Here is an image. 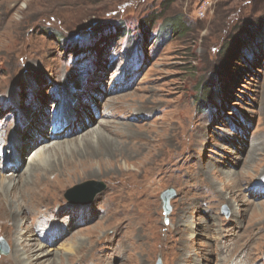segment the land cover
Segmentation results:
<instances>
[{"label":"rangeland","instance_id":"374dc122","mask_svg":"<svg viewBox=\"0 0 264 264\" xmlns=\"http://www.w3.org/2000/svg\"><path fill=\"white\" fill-rule=\"evenodd\" d=\"M263 25L264 0H0V135L22 148L0 174L23 223L0 212V260L22 238L56 250L30 264H241L249 235L264 258ZM62 105L95 122L72 134ZM89 181L106 188L68 194Z\"/></svg>","mask_w":264,"mask_h":264},{"label":"bare ground","instance_id":"6f19581e","mask_svg":"<svg viewBox=\"0 0 264 264\" xmlns=\"http://www.w3.org/2000/svg\"><path fill=\"white\" fill-rule=\"evenodd\" d=\"M64 102V99L63 101ZM64 108V105H62V109L61 111L63 110ZM42 112H46L45 109H42ZM61 121L64 120V121H67L68 122V125L66 127L70 128L71 130V133L74 134L78 131L79 128H88L91 124H93L95 122L94 120V116H93V112L90 111V115H91V118L92 120L88 121V122H85L84 120L82 121H79L80 120V116H78L77 114L78 113H75L73 111H67V107H66V110H63L61 112ZM102 114V113H101ZM43 118L45 119L46 118V115L45 114H42ZM41 116V118H42ZM102 116H104V114H102ZM42 118V119H43ZM44 121V120H43ZM49 121V120H46V122ZM79 121V122H78ZM43 124H38L39 127H42V128H39L42 129V130H46L48 131V127H46L45 125V122H42ZM62 123V122H61ZM83 123V124H82ZM64 123H62L63 125ZM82 124V125H81ZM46 128V129H45ZM64 128V127H62ZM50 130V129H49ZM56 131H59V128L57 127H54L53 129V132L51 133V136H43V135H40V138L42 139V142L39 141V142H36V141H28L27 140V143L26 146L21 152L22 153H27V151L31 148H33L35 145L37 144H42V143H49V142H52V141H55L56 139H59V136H63L65 134V130L62 129V131L60 132H57L55 133ZM98 130L94 131V134L95 132L97 133ZM61 136V137H62ZM17 140V139H16ZM15 139L12 141V144H11V140L6 137L5 138V134L3 133L2 135H0V145H8L9 144V147L7 148V150L5 151H2V149L0 150L1 154L3 155V162H7V159H13V157L15 156H18L20 154V150L22 149L21 146H19L18 142L16 141ZM8 141V142H7ZM19 141V140H18ZM93 141H96L94 143H98L100 141V138L98 137H94L93 138ZM7 142V144H6ZM11 144V145H10ZM61 145H59V143H56L55 145H53V148L57 149V148H60ZM45 150V149H44ZM46 151V150H45ZM45 151H41L38 152L30 161V166L28 167V170H27V174L30 175L29 176V179L25 180V182L27 181L28 182H31L32 181V178L35 177L36 175H34L33 173L34 172V169L36 167H40V170H44L46 167H48L49 165H46V162L48 161L46 158H48L47 156H45ZM55 151V150H54ZM5 157V158H4ZM48 164V163H47ZM14 165H17V163H14ZM128 165V164H127ZM56 166V165H55ZM54 166V167H55ZM53 168V167H52ZM4 170H6V168H4ZM4 170L0 171L1 173H4ZM16 170H21V167L19 168H16ZM16 170H11L13 171L14 173H16ZM55 170V169H54ZM63 171V170H62ZM78 171V170H77ZM74 172V171H73ZM79 172V171H78ZM77 173V172H75ZM78 176V175H77ZM16 176L13 175V174H10L8 176H3L0 174V212L6 214L7 216L6 217H9V218H12V222H13V229L14 230H18L19 228H21V225L23 223H21V221L19 220V210L15 207L17 206L14 205L15 202H11V199H8L9 196L13 197L10 192L12 190H16L18 188L21 189V186L20 184L16 183V180H15ZM37 180V179H36ZM68 180V179H67ZM34 182V181H33ZM31 182V183H33ZM56 182H59L57 181V179L55 178L54 182H51V185H54L56 186L57 183ZM66 182V180H65ZM35 183V182H34ZM29 184V183H28ZM32 186V185H30ZM58 186V185H57ZM33 187V186H32ZM30 189V188H29ZM22 190V189H21ZM27 191V190H26ZM29 191V190H28ZM27 191V192H28ZM23 192V191H22ZM33 193V192H32ZM31 193V194H32ZM35 193V192H34ZM23 194V193H22ZM8 198H7V197ZM14 198V197H13ZM15 199H18L15 197ZM214 199V198H213ZM13 201V200H12ZM19 201V200H17ZM20 202V201H19ZM19 205V204H18ZM38 215V213H35ZM34 216V215H33ZM39 217H41L42 219L45 217L42 215H38L37 217V224L39 223H42L43 220L40 219ZM35 218V217H34ZM36 224V226H37ZM8 226V225H7ZM43 226V225H42ZM63 228L60 227V230H62ZM28 235V231H24V232H20V236H24V235ZM30 236L32 237L33 235L30 234ZM39 236V235H38ZM41 237V236H40ZM22 238L20 239H17V242H16V245H15V248L13 249L14 250V255L15 256H10L7 260H4V259H1L0 260V264H14L15 262H18L19 264H30L29 260L31 258H34V260H39L42 256H49L50 254H53L56 250H53V249H49L47 252H45L46 255H44L43 252H41V254H36V255H33L32 257H30V253H29V248L30 247L28 244H24V243H20L22 242ZM225 240V239H224ZM27 241V240H26ZM32 241V240H31ZM30 242V241H29ZM253 240L251 238V236L249 235L246 240H245V243H244V248H240L239 250L237 251H241L240 254H242V261H241V264H264V258H262V255L260 257V260L259 261H255L251 255V253L254 252V247H253V244H252ZM222 247V246H221ZM235 248V247H234ZM37 253L39 251H43V245L42 244H39L37 247L34 248ZM236 249V248H235ZM221 251V250H220ZM43 253V254H42ZM48 253V254H47ZM75 252L71 251L70 254H74ZM222 253V252H221ZM234 255H237L236 253L233 252ZM13 255V254H12ZM219 256V255H218ZM221 257V256H220ZM83 260V259H82ZM222 260V259H221ZM80 263L83 264L82 261H80ZM64 264V263H63ZM89 264V263H88ZM91 264V263H90ZM219 264V263H218ZM223 264H230L228 261H226L225 259H223ZM231 264H238V262H231Z\"/></svg>","mask_w":264,"mask_h":264},{"label":"water","instance_id":"95a60500","mask_svg":"<svg viewBox=\"0 0 264 264\" xmlns=\"http://www.w3.org/2000/svg\"><path fill=\"white\" fill-rule=\"evenodd\" d=\"M83 187L89 188L88 200L91 201L97 194L105 190L106 185L103 182L89 181L84 184L74 186L68 191V194ZM175 197H176V192L172 188L163 192L162 194L163 210L166 215H169L172 212L171 200L174 199ZM225 211H227L226 207H225ZM0 248H1L0 249L1 253L3 254H7L9 251L7 243L3 239L0 240ZM157 264H163L160 258L158 259Z\"/></svg>","mask_w":264,"mask_h":264},{"label":"trees","instance_id":"16d2710c","mask_svg":"<svg viewBox=\"0 0 264 264\" xmlns=\"http://www.w3.org/2000/svg\"><path fill=\"white\" fill-rule=\"evenodd\" d=\"M260 22H259V24L258 25H261V23L263 22L262 21V19H260L259 20ZM262 21V22H261ZM120 25L121 26H118L117 27V31L119 30V29H121V35H123L124 34V31H125V28H126V23H120ZM175 26V25H174ZM179 26V25H178ZM121 27V28H120ZM176 27H177V25H176ZM259 27V26H258ZM261 29V38H257L256 36L258 35V33H259V31H260V29ZM259 28H254V32L256 31V34H255V36H254V41H256L257 42V44H258V47H257V49H256V54H259V51H264V25L263 26H260ZM172 31H174V28L172 29ZM179 31V30H178ZM254 32H252V34L250 33L249 35H253V33ZM239 42H241L242 40L240 39V40H238ZM246 40H244V42H245ZM243 42V41H242ZM254 44H256V43H254ZM241 57V56H240ZM242 58V57H241ZM248 59H250V56L249 57H247ZM244 61H246V59H244ZM205 90H207L208 91V93H209V98H207V100H211V98H212V86L211 85H208V87H206L205 88Z\"/></svg>","mask_w":264,"mask_h":264}]
</instances>
